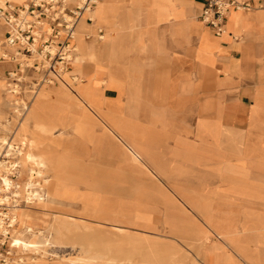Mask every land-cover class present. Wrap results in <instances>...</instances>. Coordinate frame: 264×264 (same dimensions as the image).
I'll return each instance as SVG.
<instances>
[{"label": "crops", "instance_id": "1", "mask_svg": "<svg viewBox=\"0 0 264 264\" xmlns=\"http://www.w3.org/2000/svg\"><path fill=\"white\" fill-rule=\"evenodd\" d=\"M241 1L254 9L232 11L219 36L198 19L203 0H100L79 21L68 86L43 85L23 117L20 176L47 172L55 215L92 223L76 249L103 252L54 264H129L124 242L104 252L109 229L199 250L196 264H264V160H252L264 153V0ZM6 32L0 21V42ZM13 47L0 50V114L6 75L34 59Z\"/></svg>", "mask_w": 264, "mask_h": 264}, {"label": "rangeland", "instance_id": "2", "mask_svg": "<svg viewBox=\"0 0 264 264\" xmlns=\"http://www.w3.org/2000/svg\"><path fill=\"white\" fill-rule=\"evenodd\" d=\"M8 1L22 3L24 0ZM99 3L100 2L97 3V6L99 5ZM19 68L21 70H24V65ZM25 70L24 73H18L17 75L14 74L12 81L7 79V75L5 78L6 84L4 86L3 94L5 99L7 100L8 107L7 110L5 109V111L1 112L0 114V161L2 162L3 160H7V168L11 165L10 162L13 163L12 160H14V156L11 153L7 154V148L5 143L2 141V138H5L6 141L8 140V142H18L21 140V132L19 131V129L26 112L22 111L21 103L22 101H24L28 105L30 104V100L33 98L35 92L39 88L35 85L39 82V80L43 78L42 73H37L32 70ZM67 72H65L61 76L65 78L66 82H69L66 75ZM7 84H9V86H7ZM16 84H18L19 87L14 89ZM46 84L47 83H45L44 85ZM6 88L8 89V91H6ZM0 108H2V106H0ZM20 111L21 113L18 116V112ZM5 127H7V129H5ZM19 160L22 164L21 158L18 159V161ZM252 160L254 162L264 160V153H256L254 151ZM22 167L23 166H21L20 168H16V172L18 173L14 174L13 177L10 176L13 183L21 185L29 183L30 185H33V182H37L40 185H34L33 187L31 186L30 189L35 190L40 195H42V197L44 196V194H46V198L44 200H37L30 196L29 199L26 200V198L22 196L23 193L21 191V195L17 197V210L15 208L11 210L12 215L13 212H16L17 215L19 214L16 224H13L14 226L11 231V237L13 236L14 230H18L21 227V217H23V222L32 227V234L28 238L40 244L37 252L26 253L16 249L10 250L9 244L8 249L7 242L5 247L3 248V251H0V262L1 260L5 259L4 264L73 263L81 262L80 258L84 257L86 255V252L90 254V257L96 255L100 256L103 252L101 249H93L89 251L84 249H76V247H80V245H85V238L81 239L78 237L80 235L76 234L75 231H78L80 229L76 228L78 226L91 225L92 223H85L70 217L56 216L53 210V197L51 196L53 187L52 185H47L46 180H44L45 177H48L47 172L36 171V173H29L28 179L22 180V175L20 176L23 170ZM31 167L33 166L31 165ZM12 169L13 168H11V170ZM3 172L4 168L0 167V174H2ZM262 176H264V174H262L261 171H254V177L260 178ZM6 195L8 197L12 196L8 193H6ZM108 231L110 236L109 251L104 250V252H108L109 257H117L119 247L118 243L124 242L126 250L121 252L125 253L127 258L126 260L127 262L129 261V264H132L133 258L138 257L139 253L140 257H142L143 259V262L144 258H146L147 261L155 262L157 259V264H196V258L198 257L200 252L199 250H180L173 247L172 245L166 244L163 240L139 238L137 235L119 231L117 229H109ZM119 234L124 236L122 238H119ZM94 237V241L96 243V234L94 235ZM142 241H146L147 243H149V241L152 242V247H154V249H149L146 245L141 247L140 243ZM99 247H101V245ZM135 247L142 248V250L135 249ZM8 252L9 254H7ZM33 258L36 259L34 260ZM114 263H116V261Z\"/></svg>", "mask_w": 264, "mask_h": 264}, {"label": "built area", "instance_id": "3", "mask_svg": "<svg viewBox=\"0 0 264 264\" xmlns=\"http://www.w3.org/2000/svg\"><path fill=\"white\" fill-rule=\"evenodd\" d=\"M71 1L29 0L21 6L4 3L0 7V21L7 27L0 50L2 46H21L23 55L27 58L34 56L30 62H24H28L31 70L42 73L43 78L36 87L60 80L61 75L68 71L76 27L100 0H74V4ZM253 9L251 3L241 0H203L198 19L219 36L225 32V24L232 11ZM4 59L5 56L0 57V60ZM13 77L14 74L10 75ZM15 169H12L14 174ZM12 200L6 193H0V251L8 242L13 227ZM4 262L5 259L0 264Z\"/></svg>", "mask_w": 264, "mask_h": 264}, {"label": "bare ground", "instance_id": "4", "mask_svg": "<svg viewBox=\"0 0 264 264\" xmlns=\"http://www.w3.org/2000/svg\"><path fill=\"white\" fill-rule=\"evenodd\" d=\"M3 1H6V0H0V2H3ZM100 52H102V51H100ZM60 81L62 83H64L65 85H67L66 84L67 82H66V80H65V78L63 76L60 77ZM41 88H42V86H40L37 89V91L35 92V94H34L33 97H36L38 99L41 98V97H43V93L39 92V89H41ZM21 105H22V111H27L28 110V104L26 102L22 101ZM20 113H21V111L18 112V116L20 115ZM25 128H26V125L22 121L21 124H20L19 131L22 132ZM2 141L6 145L7 154H10L11 153L14 156V160H12L13 163H11L9 161L10 164H11L9 166L10 168L9 167L7 168V165H8L7 164L8 163L7 160H5V161L3 160L2 162L0 161V167L1 168H4V172L2 174H0V193H8V194H11L12 195L10 197V198L13 199L12 200V204H13L12 205V209H14V208L16 209V207L18 206V200H17L18 198L17 197L19 195H21V191L23 193L22 196L24 198H26V200H28L30 196L32 198L37 199V200H43L42 195H40L35 190L30 189L31 186L32 187L34 186V184L33 185H30L29 183H27V184H22L21 185V184L13 183V181H12V179L10 177L12 174H14V172L11 170V168H13V169L14 168H20L22 166L21 161L20 160L18 161V159H20V158L22 160V141L20 140L18 142L17 141L8 142V140L6 141L5 138H2ZM26 159H27L28 162H30V161H34L35 160V157L32 156V155H30V154H27L26 155ZM15 171H17V170L15 169ZM16 173H18V172H16ZM18 215H17L16 212H13V215H12V224H16V222L18 220ZM23 219L24 218L21 217V227L18 230H14V232H13V236L11 237V240H10V243H9L10 250L16 249V250H20L21 252H26V253L37 252L40 243H38L36 241H32V240H30L28 238L32 234V227L29 226V225H27L26 223H24L23 222Z\"/></svg>", "mask_w": 264, "mask_h": 264}]
</instances>
